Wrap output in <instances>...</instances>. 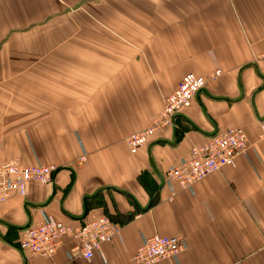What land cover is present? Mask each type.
<instances>
[{
  "label": "crops",
  "instance_id": "0c3cea01",
  "mask_svg": "<svg viewBox=\"0 0 264 264\" xmlns=\"http://www.w3.org/2000/svg\"><path fill=\"white\" fill-rule=\"evenodd\" d=\"M72 1L0 0V163L59 168L0 205V264H134L155 234L187 242L157 264H264V0H85L54 13ZM190 72L208 78L191 107L132 153L127 137ZM231 127L247 153L172 196L169 165ZM44 214L76 226L106 215L121 235L90 260L69 257L70 239L34 255L19 241Z\"/></svg>",
  "mask_w": 264,
  "mask_h": 264
},
{
  "label": "built area",
  "instance_id": "2783aa9c",
  "mask_svg": "<svg viewBox=\"0 0 264 264\" xmlns=\"http://www.w3.org/2000/svg\"><path fill=\"white\" fill-rule=\"evenodd\" d=\"M217 71L215 75H218ZM213 75V76H215ZM208 79L195 73H188L178 87L171 92L165 105L151 123L152 126L132 134L127 139L132 153L149 142L157 131L175 126V117L191 107L196 95L205 87ZM264 138V119L261 122ZM249 139L241 127H231L225 132L213 136L205 142L192 147L190 154L169 165L164 184L169 187L172 196L176 195L175 183L181 189L192 190L194 185L207 176L234 163L236 157L246 154ZM54 165H22L14 160L0 163V204L13 195L26 194L28 188L36 183L48 184L53 180ZM121 226L108 216L101 215L80 225L58 222L47 214L40 223L28 227L22 234L20 247L34 255L47 257L48 252L56 253L65 243L73 241L68 255L71 259L84 257L92 259L102 245L121 235ZM187 248V242L180 236L151 235L143 237L141 245L132 256L134 264H157L162 259L178 258L180 251ZM49 254V255H50Z\"/></svg>",
  "mask_w": 264,
  "mask_h": 264
},
{
  "label": "rangeland",
  "instance_id": "374dc122",
  "mask_svg": "<svg viewBox=\"0 0 264 264\" xmlns=\"http://www.w3.org/2000/svg\"><path fill=\"white\" fill-rule=\"evenodd\" d=\"M83 1H85V0H73L70 4H67V5H63L61 8H59V9H56L55 11H54V13H65V12H68V11H74V10H80L81 8H82V6L80 5L81 3H83ZM81 10H83V9H81ZM55 14V15H56ZM39 61H34V63L36 64V63H38ZM211 77H213V75H211ZM167 98V97H166ZM166 98H165V101H166ZM165 101H164V105H165ZM164 105H163V107H164ZM175 119H176V117H175ZM152 126V124L150 123V125H149V127H151ZM148 127V128H149ZM145 129H147V128H145ZM145 129H143V130H145ZM140 131H138V132H134V133H132V134H135V133H139ZM131 134V135H132ZM131 135H129L128 137H130ZM128 137H127V139H128ZM14 161H16L17 163H19V164H22V165H26L25 163H21L18 159H13ZM82 160H83V158H82ZM28 165V164H27ZM44 165V164H43ZM47 165H54V164H47ZM30 166H32V165H30ZM54 166H56V165H54ZM57 167V166H56ZM58 170H59V168L57 167V170L56 171H54V173H52V175L51 176H53L52 178H54L56 175H57V172H58ZM3 204V203H2ZM1 205V204H0ZM181 253V251L179 252V254ZM178 254V255H179Z\"/></svg>",
  "mask_w": 264,
  "mask_h": 264
},
{
  "label": "bare ground",
  "instance_id": "6f19581e",
  "mask_svg": "<svg viewBox=\"0 0 264 264\" xmlns=\"http://www.w3.org/2000/svg\"><path fill=\"white\" fill-rule=\"evenodd\" d=\"M208 79V78H207ZM143 131V130H142ZM51 252H48V257H50V256H52V255H54L55 253H52V254H50ZM50 254V255H49Z\"/></svg>",
  "mask_w": 264,
  "mask_h": 264
}]
</instances>
